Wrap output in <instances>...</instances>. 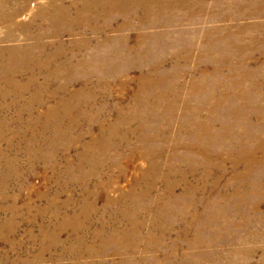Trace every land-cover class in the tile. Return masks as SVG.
Here are the masks:
<instances>
[{
    "label": "rangeland",
    "instance_id": "obj_1",
    "mask_svg": "<svg viewBox=\"0 0 264 264\" xmlns=\"http://www.w3.org/2000/svg\"><path fill=\"white\" fill-rule=\"evenodd\" d=\"M120 2L0 0V264H264V0Z\"/></svg>",
    "mask_w": 264,
    "mask_h": 264
},
{
    "label": "bare ground",
    "instance_id": "obj_2",
    "mask_svg": "<svg viewBox=\"0 0 264 264\" xmlns=\"http://www.w3.org/2000/svg\"><path fill=\"white\" fill-rule=\"evenodd\" d=\"M156 1H158V0H156ZM164 1H166L167 3L164 2L163 4H160V5L164 8H168L170 10H174V8H177L178 5H183L186 1H188L187 4L190 3L191 4L190 6H192V7H189L188 10H196L195 6H193V5H196L197 0H164ZM126 3H127V5H125ZM133 4H134V0H121V2H120L121 10H124L125 8H126L125 11L129 10L131 8V5H133ZM51 23L55 27H58L61 24V22L57 23V22L52 21V20H51ZM57 30H60V29H57ZM40 64H43V63H40Z\"/></svg>",
    "mask_w": 264,
    "mask_h": 264
}]
</instances>
